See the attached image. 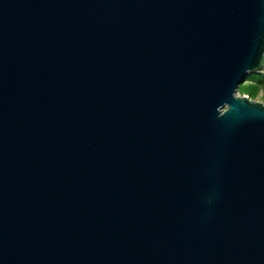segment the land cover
<instances>
[{"label":"water","instance_id":"95a60500","mask_svg":"<svg viewBox=\"0 0 264 264\" xmlns=\"http://www.w3.org/2000/svg\"><path fill=\"white\" fill-rule=\"evenodd\" d=\"M264 0H0V264H264Z\"/></svg>","mask_w":264,"mask_h":264},{"label":"trees","instance_id":"16d2710c","mask_svg":"<svg viewBox=\"0 0 264 264\" xmlns=\"http://www.w3.org/2000/svg\"><path fill=\"white\" fill-rule=\"evenodd\" d=\"M260 90H262L264 99V74L254 72L248 73L245 81L238 88L239 92L249 95L252 99L257 96Z\"/></svg>","mask_w":264,"mask_h":264},{"label":"rangeland","instance_id":"374dc122","mask_svg":"<svg viewBox=\"0 0 264 264\" xmlns=\"http://www.w3.org/2000/svg\"><path fill=\"white\" fill-rule=\"evenodd\" d=\"M246 79V78H245ZM242 84V83H241ZM240 86V85H239ZM239 88V87H238ZM238 95H242L243 93L237 91L236 92ZM254 100H257V101H260V102H263L264 103V99L262 97V90H260L257 94V96L255 98H253Z\"/></svg>","mask_w":264,"mask_h":264}]
</instances>
